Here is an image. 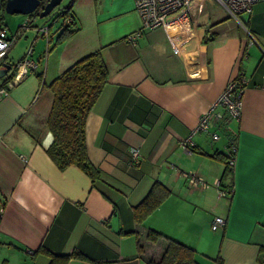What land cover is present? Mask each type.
<instances>
[{
  "label": "crops",
  "instance_id": "crops-1",
  "mask_svg": "<svg viewBox=\"0 0 264 264\" xmlns=\"http://www.w3.org/2000/svg\"><path fill=\"white\" fill-rule=\"evenodd\" d=\"M69 4L66 19L53 23L3 15L9 35L18 34L7 76L30 48L37 67L0 96V264H51V255L73 253L85 259L68 264H148L167 245L149 241L151 229L196 250L201 264H264V0L241 23L214 1L198 0L187 32L142 29L136 42L127 39L142 28L134 0L62 6ZM65 29L76 31L61 40ZM98 50L109 79L86 122L88 157L101 176L93 181L75 165L60 169L48 154L47 119L50 84ZM240 75L247 80L240 121L196 131ZM157 181L171 195L138 223L134 207ZM215 216L226 221L217 231Z\"/></svg>",
  "mask_w": 264,
  "mask_h": 264
},
{
  "label": "trees",
  "instance_id": "trees-1",
  "mask_svg": "<svg viewBox=\"0 0 264 264\" xmlns=\"http://www.w3.org/2000/svg\"><path fill=\"white\" fill-rule=\"evenodd\" d=\"M5 2L1 4V16L5 14ZM71 4L59 14L66 19ZM76 30H68L60 35L63 40ZM15 68V67H14ZM15 74L7 76L2 84L10 81ZM109 73L101 51H95L84 56L70 66L64 73L50 84L54 94L53 105L47 119V125L53 134V141L47 148L48 154L59 166L65 169L75 165L87 173L93 181L100 179V172L90 162L86 147V122L94 105L100 98L108 83ZM220 160L227 162L226 157L215 154ZM171 195V190L161 182H155L149 193L140 204L134 207V216L138 223H142ZM147 239L153 243L166 239V248L160 260H149L148 264H201L198 253L193 248L156 230H149ZM138 249L142 250L138 240ZM51 264H68L72 257L85 259L79 253L71 255H51ZM217 264L219 260H217Z\"/></svg>",
  "mask_w": 264,
  "mask_h": 264
},
{
  "label": "built area",
  "instance_id": "built-area-1",
  "mask_svg": "<svg viewBox=\"0 0 264 264\" xmlns=\"http://www.w3.org/2000/svg\"><path fill=\"white\" fill-rule=\"evenodd\" d=\"M136 10L142 21V28L135 33H132L127 37L128 41L136 42V39L141 35L142 29L153 30L156 28H163L167 32L178 31L185 33L188 31L189 21L191 17V8L198 0H134ZM214 3L225 9L229 16L235 21L241 23V15L245 13H251L252 7L260 0H212ZM2 6L0 3V16ZM32 20H28L24 25V28H28L32 24ZM46 27L39 30L47 35ZM170 35V34H169ZM172 36V35H171ZM251 36V40L255 42V38ZM18 38V34L10 36L3 21L0 19V66L5 62L10 50L15 45ZM32 49H28L25 57L18 61L15 65V74L13 78L8 81L5 86L0 88V96L6 95L7 90L11 88L14 83L24 79L30 72L35 70L37 63L31 58ZM247 80L243 75H240L233 79L225 88L223 93L212 103L210 109L201 117L200 122L196 128V131H209L216 122H230L240 121L242 113V101L243 94ZM214 140L220 138L217 132L211 134ZM232 152L235 153L236 147H232ZM232 153V154H233ZM230 153L228 158L229 167L235 165L234 156ZM141 154L138 148L131 150V160L133 162L138 161ZM192 184H198L199 182L206 186L201 178L191 174L183 173ZM231 193V191H229ZM221 195H225V191H220ZM226 221L220 216H215L211 229L217 231L225 225ZM31 252L30 250H28Z\"/></svg>",
  "mask_w": 264,
  "mask_h": 264
},
{
  "label": "water",
  "instance_id": "water-1",
  "mask_svg": "<svg viewBox=\"0 0 264 264\" xmlns=\"http://www.w3.org/2000/svg\"><path fill=\"white\" fill-rule=\"evenodd\" d=\"M64 0H6L5 12L10 15L31 16L34 19H46L56 21L60 19L59 14L66 7H63ZM13 66L3 63L0 66V80L7 76Z\"/></svg>",
  "mask_w": 264,
  "mask_h": 264
},
{
  "label": "rangeland",
  "instance_id": "rangeland-1",
  "mask_svg": "<svg viewBox=\"0 0 264 264\" xmlns=\"http://www.w3.org/2000/svg\"><path fill=\"white\" fill-rule=\"evenodd\" d=\"M68 1H69V0H64V1H63V4H65V3L68 2ZM13 60H14V62H15V60H16V57H15V56H14V59H13Z\"/></svg>",
  "mask_w": 264,
  "mask_h": 264
},
{
  "label": "clouds",
  "instance_id": "clouds-1",
  "mask_svg": "<svg viewBox=\"0 0 264 264\" xmlns=\"http://www.w3.org/2000/svg\"><path fill=\"white\" fill-rule=\"evenodd\" d=\"M53 141V140H52ZM52 143V142H51ZM51 145V144H50Z\"/></svg>",
  "mask_w": 264,
  "mask_h": 264
}]
</instances>
